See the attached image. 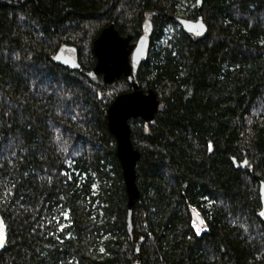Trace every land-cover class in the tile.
<instances>
[{
	"label": "trees",
	"instance_id": "obj_1",
	"mask_svg": "<svg viewBox=\"0 0 264 264\" xmlns=\"http://www.w3.org/2000/svg\"><path fill=\"white\" fill-rule=\"evenodd\" d=\"M182 2L0 0V264H264V0H193L202 34ZM111 23L134 43L149 32L133 77L161 103L129 122L133 240L107 120L132 85L89 75ZM64 47L79 70L55 61Z\"/></svg>",
	"mask_w": 264,
	"mask_h": 264
},
{
	"label": "water",
	"instance_id": "obj_2",
	"mask_svg": "<svg viewBox=\"0 0 264 264\" xmlns=\"http://www.w3.org/2000/svg\"><path fill=\"white\" fill-rule=\"evenodd\" d=\"M197 4L201 8L202 0H197ZM186 29L202 34L205 27L202 22H198L189 23ZM132 41L131 35H121L115 23L105 27L94 42L97 63L89 73L93 78L101 75L107 84H112L115 80L125 76L132 85V91L119 95L107 110L108 126L117 142V156L122 166L128 193L127 230L131 240L134 239L132 214L136 201L141 198L136 172V166L141 155L134 148L129 122L132 119L141 118L149 123L155 119L156 114L161 110V103L156 93L153 90L147 93L142 91L138 81L133 77L139 64L149 54V32L136 43ZM69 51H72L73 54L67 53ZM54 59L68 69H80L75 48L64 47ZM233 161L236 162L235 159ZM245 165L246 163H243V166ZM260 196L262 207L258 217L264 222V181L260 182ZM195 219L202 226V219L198 213H195ZM5 235L6 226L0 216V248L5 244Z\"/></svg>",
	"mask_w": 264,
	"mask_h": 264
},
{
	"label": "rangeland",
	"instance_id": "obj_3",
	"mask_svg": "<svg viewBox=\"0 0 264 264\" xmlns=\"http://www.w3.org/2000/svg\"><path fill=\"white\" fill-rule=\"evenodd\" d=\"M182 1L183 2H182V5L179 8L178 16L177 17L180 19L182 25L186 28L189 23H193V22L188 21L186 17H187V14H188L187 11H188L189 7L190 6L193 7L194 6V2H193V0H182ZM172 34H173V29L172 28H168L167 31H166V35L157 44V47L169 45V40H170ZM67 53L73 54L72 51H69ZM95 188L97 189V185L95 186ZM199 224H200L199 221L195 220V225H196L197 228H199L198 227Z\"/></svg>",
	"mask_w": 264,
	"mask_h": 264
},
{
	"label": "bare ground",
	"instance_id": "obj_4",
	"mask_svg": "<svg viewBox=\"0 0 264 264\" xmlns=\"http://www.w3.org/2000/svg\"><path fill=\"white\" fill-rule=\"evenodd\" d=\"M200 22V21H199ZM196 23H198V22H196ZM3 221V220H2Z\"/></svg>",
	"mask_w": 264,
	"mask_h": 264
}]
</instances>
